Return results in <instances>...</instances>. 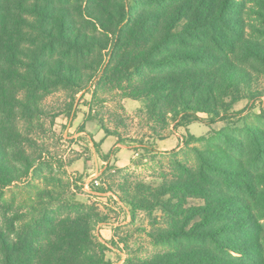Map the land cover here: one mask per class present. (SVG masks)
I'll return each instance as SVG.
<instances>
[{"label":"trees","instance_id":"trees-1","mask_svg":"<svg viewBox=\"0 0 264 264\" xmlns=\"http://www.w3.org/2000/svg\"><path fill=\"white\" fill-rule=\"evenodd\" d=\"M92 87L141 101L157 139L227 122L188 133L194 160L160 183L124 180L119 198L132 221L147 213L157 248L125 264H264V0H0V264H108L95 232L108 217L64 198L30 151L43 101ZM244 100L260 111H236ZM30 177L57 187L25 208L6 191Z\"/></svg>","mask_w":264,"mask_h":264},{"label":"rangeland","instance_id":"rangeland-1","mask_svg":"<svg viewBox=\"0 0 264 264\" xmlns=\"http://www.w3.org/2000/svg\"><path fill=\"white\" fill-rule=\"evenodd\" d=\"M94 91V87L87 88L72 97L70 92L60 90L48 96L43 101L47 112L44 128L32 134L36 143L30 151L43 167L44 175L62 180L63 187L58 189L63 188L64 198L96 206L108 217L95 232L109 241L108 264H125L128 254L146 257L157 248L148 236L152 227L147 213L138 212L132 221L129 207L119 198L124 180L160 183L174 159L186 156L194 160L191 148L183 141L188 133L207 135L227 122L211 125L201 120L188 128L179 126L173 130L171 122L170 138L161 140L153 136L147 125L141 101L123 98L118 91L100 90L96 96ZM260 105L244 100L236 104L235 110L245 109V115L253 109L259 112ZM163 144L165 149L159 148ZM92 177H97L101 185H94V195H89L83 187ZM47 186L57 187L42 178L30 177L7 189L6 197H14L16 205L27 208Z\"/></svg>","mask_w":264,"mask_h":264},{"label":"built area","instance_id":"built-area-1","mask_svg":"<svg viewBox=\"0 0 264 264\" xmlns=\"http://www.w3.org/2000/svg\"><path fill=\"white\" fill-rule=\"evenodd\" d=\"M96 185V186H100V182L97 179V177H92L89 181H86L83 187V190L88 193L89 195H94V192L92 191V187Z\"/></svg>","mask_w":264,"mask_h":264},{"label":"crops","instance_id":"crops-1","mask_svg":"<svg viewBox=\"0 0 264 264\" xmlns=\"http://www.w3.org/2000/svg\"><path fill=\"white\" fill-rule=\"evenodd\" d=\"M135 101V100H134ZM190 126V125H189ZM189 126H187V128L189 127ZM168 138H170V136L168 137ZM168 138H166V139H168ZM110 140V139H109ZM163 140H165V139H163ZM108 141V140H107ZM161 141V140H160ZM164 142V141H163ZM118 146H119V144H118ZM159 146V148H161V149H165V147H164V144L163 145H158Z\"/></svg>","mask_w":264,"mask_h":264}]
</instances>
